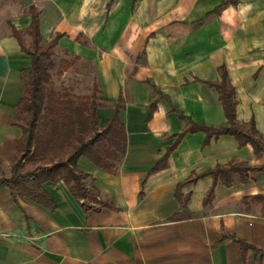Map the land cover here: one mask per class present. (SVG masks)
<instances>
[{"label": "crops", "instance_id": "crops-1", "mask_svg": "<svg viewBox=\"0 0 264 264\" xmlns=\"http://www.w3.org/2000/svg\"><path fill=\"white\" fill-rule=\"evenodd\" d=\"M32 9L44 44L62 35L55 54L94 66L100 125L118 108L125 128L115 173L78 161L93 200L7 184L32 69L14 31L32 42ZM223 68L264 139V0H0V264H264V152L189 130L226 123ZM228 165L229 185L213 175Z\"/></svg>", "mask_w": 264, "mask_h": 264}, {"label": "trees", "instance_id": "trees-1", "mask_svg": "<svg viewBox=\"0 0 264 264\" xmlns=\"http://www.w3.org/2000/svg\"><path fill=\"white\" fill-rule=\"evenodd\" d=\"M32 18L29 32L32 42L29 45L20 32L14 31L22 50L32 57V69L27 73L26 90L20 105L25 116L24 134L7 184L15 197H29L42 202L45 197L42 186L47 182L57 184L63 181L78 199L93 200L92 189L86 183L88 176L78 170V161L85 157L104 171H117L127 150V137L119 119V110L116 108L112 118L101 126L98 114L101 90L97 83L90 97L77 100L70 92L59 93L53 89L54 49L62 35L43 44L40 13L32 9ZM62 75L58 72V76ZM211 85L220 94L227 121L218 128L195 125L189 130L202 129L217 136L232 135L241 146L252 144L256 152H264V139L255 122L244 123L237 118L235 88L230 85L224 68L222 81ZM28 163L31 165L27 167ZM239 170L235 165H228L219 167L213 175L221 177L229 185L228 174Z\"/></svg>", "mask_w": 264, "mask_h": 264}, {"label": "rangeland", "instance_id": "rangeland-1", "mask_svg": "<svg viewBox=\"0 0 264 264\" xmlns=\"http://www.w3.org/2000/svg\"><path fill=\"white\" fill-rule=\"evenodd\" d=\"M53 60L56 63V68L52 72L55 91L70 92L76 100L91 96L96 83L94 66L91 63L77 61L60 52L54 53ZM58 72H62L63 75L58 76Z\"/></svg>", "mask_w": 264, "mask_h": 264}, {"label": "water", "instance_id": "water-1", "mask_svg": "<svg viewBox=\"0 0 264 264\" xmlns=\"http://www.w3.org/2000/svg\"><path fill=\"white\" fill-rule=\"evenodd\" d=\"M26 4H30L31 3V1H28V2H25Z\"/></svg>", "mask_w": 264, "mask_h": 264}]
</instances>
